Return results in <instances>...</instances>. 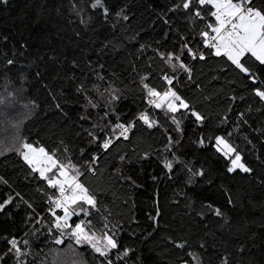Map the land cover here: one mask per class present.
Masks as SVG:
<instances>
[{"label":"trees","instance_id":"trees-1","mask_svg":"<svg viewBox=\"0 0 264 264\" xmlns=\"http://www.w3.org/2000/svg\"><path fill=\"white\" fill-rule=\"evenodd\" d=\"M91 3H0V100L11 99L7 106L0 103V118L11 126L0 144L19 135L60 162L71 160L82 173L80 182L96 196L99 207L89 217H73L70 223L91 220L92 230L103 229L105 222L110 228L119 226L120 244L135 250L129 264H264V108L252 92L259 85H251L223 57L208 55L200 61L185 53L183 61L192 70L191 81L178 66L173 72L160 59L157 52H179L180 36L191 41L194 33L196 42L190 47L209 52L199 43L204 22L197 21L192 30L182 12L168 11L177 0H103L107 17L103 9L93 12ZM254 6H264V0H254ZM207 21L215 23L210 15ZM8 59L14 65H7ZM246 62L264 84V66L251 57H246ZM97 73L105 78L97 81L100 91L111 85L121 97L115 102V114L103 123L115 124L117 117L127 123L146 111L158 125L148 129L135 120L129 140L115 141L107 152L89 143L88 131L103 135L92 127L104 114L107 99L106 92L101 99L91 89ZM162 75L172 77L171 87L205 117L201 128L196 127L194 118L178 113L184 131L177 133L164 112L145 102L141 76L149 77L145 83L163 91L170 85ZM81 83L90 90L78 94L76 88ZM85 96L101 105L99 115L97 110H88L91 122L80 120ZM16 123L18 129L12 126ZM201 134L205 147L193 142ZM215 135H223L237 146L243 162L252 169L250 174L238 170L227 173L228 161L208 146V137ZM168 136L181 141L174 150L192 172L182 165H175L171 173L163 167L164 160L172 158L164 149ZM93 154L99 157L93 165L94 174L85 167ZM119 156L125 157L122 164ZM199 169L204 175L192 176ZM0 178L6 181H0V203L12 200L0 212V256L9 247L5 238L15 237L28 253L20 257L22 264H51L53 252L59 253L55 256L62 264H79L81 260L99 264L100 258L86 245L73 243V252L69 250L72 242L66 238L61 245L50 242L48 228L54 220L46 201L54 190L31 172L14 149L0 155ZM29 203L33 208L27 206ZM215 209L222 216H216ZM52 232L57 234L55 229ZM25 239L30 242L27 247ZM177 243L185 247L177 248ZM113 262L123 264L115 256ZM0 264H16L14 253Z\"/></svg>","mask_w":264,"mask_h":264},{"label":"snow or ice","instance_id":"snow-or-ice-1","mask_svg":"<svg viewBox=\"0 0 264 264\" xmlns=\"http://www.w3.org/2000/svg\"><path fill=\"white\" fill-rule=\"evenodd\" d=\"M0 3L7 4L8 0H0ZM75 7V6H73ZM90 9L95 12L97 9H103V15L107 17L109 15L108 9L103 3V0H92L89 5ZM172 13L184 14V21L187 26L194 30L197 21L204 22V27L198 33L200 37L199 43H202L204 49H208L209 52L205 53L199 47L192 48L190 44L195 43V33L193 40L189 41L186 36H180V49L179 52L168 51L166 53L157 52L160 59L173 70L176 71L177 66L188 74L189 81L192 80V70L183 61V56L191 57L192 60L199 59L204 61L208 55L225 58L228 64L233 67L238 73L243 74V77L248 78L251 85L257 86L252 89L253 95L259 99L262 108H264V84L256 78V74L251 67L247 65L246 57H251L259 65L264 66V6L255 7L254 0H177L172 7L168 9ZM80 15L81 13H77ZM120 15V13H117ZM210 15L214 18L215 23L207 21V16ZM127 19L125 15L123 17ZM92 16H88L90 21ZM81 23L85 21L82 19ZM165 24H169V20L164 21ZM21 47H24L21 45ZM7 65H14L12 59L6 61ZM75 66V65H74ZM225 70L221 68V71ZM39 75V73H37ZM104 77L99 73L96 74L95 80L92 81L91 89L95 90L101 99H104L105 92L107 93V99L103 105L104 114L100 116L99 121L92 124L93 128H99V135L96 132L88 131V136L91 137L89 143H96L100 149L107 152L118 140H129V132L135 127V120L142 122L148 129H152L158 125L156 119H151L146 111H140L136 115L134 121L127 123L121 122L117 117L115 124L103 123L106 120H110V115L115 114V102L120 100V96L116 94V89L111 85L105 89L104 92L100 91L101 85L97 81H104ZM149 77L141 76L140 82L147 97L146 103L153 109H157L165 113V118L170 119L172 125L175 126L177 133H183L182 119L177 115L186 118H194L197 128H201L204 124L205 117L196 110L190 103L177 91L174 90L173 78L168 75H162L161 79L165 81L170 87L163 91L150 86L145 83ZM90 90L87 85L81 83L77 86V93H83ZM86 104H82L84 112L80 113V120L89 121L88 110H97L99 115V109L101 107L98 101L90 99L88 96L84 97ZM11 102L10 98L0 100V103L6 106ZM57 109L62 111L59 102L56 103ZM112 109V112H109ZM260 109H258L259 111ZM243 114H241V118ZM14 128L18 129L19 124H13ZM196 131L195 129L193 130ZM258 131V130H257ZM232 133L229 132L228 136L231 137ZM209 147L213 148L215 153L222 157L225 161H228L226 165V171L229 174L236 172L250 174L252 169L246 166L243 162L242 155L237 146H234L229 139H226L223 135L209 136ZM214 141V143L212 142ZM179 139H173L168 136L167 143L164 146L166 152L172 154V158L165 159L163 167L169 172L174 171L175 165H182L183 168H187L189 172H192L191 167L187 162L181 160L174 150L180 144ZM198 147H205V140L201 134V138L198 141H193ZM249 143H251L249 141ZM15 150L17 155L23 160L24 164L31 170L32 173H38L39 179L47 183L49 189H53V193L47 195L48 212L53 217L54 223L49 225L48 236L51 238L52 243L61 245L66 238L72 243L69 244V250L75 251L72 247L74 243L76 246H87L91 252L99 257V264H114L113 256L117 262H123V264H129L130 254L135 250L129 247H124L120 244L117 232L119 226L113 225L111 228L107 222L104 223L103 229L92 230L91 220L81 219L79 222L70 223L73 217H89L93 211L98 210V200L96 196L79 180L80 169L72 163L71 160L68 163H63L54 158V154L48 153L43 147H34L32 143L26 142L14 135L10 142L0 144V155L7 151ZM84 155V150H81V156ZM144 158H147V154ZM99 157L95 154L92 155L91 161L86 162V170L94 174L93 165H96ZM125 161L124 156H119L118 163ZM51 174V175H49ZM121 175L122 173H116ZM202 169L192 173V176H203ZM123 179L130 180V177H122ZM171 178V177H169ZM3 181V178H0ZM191 181V177L189 178ZM6 183V181H3ZM39 191V190H38ZM12 202L11 198L6 199L3 203H0V212ZM231 204L232 201L229 200ZM29 208H33L32 204H27ZM211 207V206H209ZM35 211V209H33ZM62 212L63 215L59 213ZM160 212H156V216H159ZM216 216H222L219 209H215ZM31 219V217H29ZM155 223V217H150ZM37 223H40L37 220ZM52 229H55L54 234ZM8 244V250L0 256V262H2L9 253H14L16 258V264H22L20 257L27 256L28 253L22 251L20 242L15 238H5ZM29 241L24 240L25 247L29 246ZM177 248L185 247L184 244L177 243ZM203 247V245H201ZM82 255V254H78ZM189 255H192L189 253ZM79 264H84L81 260ZM135 264V262H131Z\"/></svg>","mask_w":264,"mask_h":264},{"label":"rangeland","instance_id":"rangeland-1","mask_svg":"<svg viewBox=\"0 0 264 264\" xmlns=\"http://www.w3.org/2000/svg\"><path fill=\"white\" fill-rule=\"evenodd\" d=\"M7 126V127H6ZM10 129H11V126L9 125V124H7V122H4L3 123V120H2V118H0V139H4L6 136H7V133L10 131ZM34 147H37V148H39L38 146H35V145H33ZM38 174V173H37ZM49 175H51V174H49ZM59 253H57V252H53L51 255H50V263L52 264V262L51 261H53V263H54V261H55V263H57V264H62V263H60V260L59 259H57V257L55 256V255H58ZM76 263V262H75ZM77 263H79V262H77Z\"/></svg>","mask_w":264,"mask_h":264}]
</instances>
